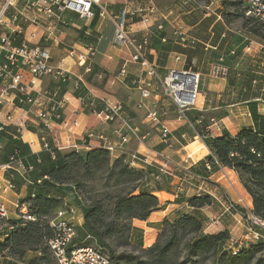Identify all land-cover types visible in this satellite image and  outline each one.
Segmentation results:
<instances>
[{
    "label": "crops",
    "instance_id": "0c3cea01",
    "mask_svg": "<svg viewBox=\"0 0 264 264\" xmlns=\"http://www.w3.org/2000/svg\"><path fill=\"white\" fill-rule=\"evenodd\" d=\"M108 8L113 14L121 13L125 9L127 29L131 31L132 36L138 41L148 37L149 45L146 52L149 60L153 61L160 73L164 74L167 69L177 67L193 69L201 74L198 105L187 111L186 121L177 122L175 106L160 94L158 84H154L151 100H157L163 106L162 117L171 128L170 139L165 142L159 129L146 120L147 109L137 105L140 92L135 87L133 79L143 76V71L140 64L130 60L132 48L114 41L116 30L113 22L100 15H95L92 19H82L69 11L63 14L66 24L60 35L61 44L51 48V62L75 76L82 75L85 73V68L80 65L77 57L80 54H88L89 47L93 46L96 51L90 54L88 59L95 71L96 84H87L88 91L92 97L100 100L105 97L121 100L126 115L115 123L98 121L93 112L94 105L90 109H85L83 102L74 95L75 83L71 82L66 86L63 96L61 94L59 96L64 99L63 121L54 125L49 132L50 138L58 137L63 143L77 142L88 129H94L98 132L103 131L118 148L120 140L114 134L115 129L123 127L127 132L130 127L139 126L141 133L148 134V137L141 141L139 136L132 134L131 141L122 145L123 149H118L114 154L115 157L125 153L129 159H132L133 155L139 154L147 159L145 164L159 162L163 165L164 162L156 156L159 152L168 159L170 156L176 158L180 156L181 161L188 162L186 169L194 165L200 168V162L210 153V149H207L201 138L200 133L204 129L209 127L213 134L221 135L223 129L237 134L243 127L253 126L251 109L253 103L257 104L258 113L264 116V39L250 36L241 28L234 30L231 27V19H227L228 10L218 4V0H208L207 3H203L202 0H108ZM147 15H151L150 23L144 22ZM161 23L163 28L159 29ZM26 28L29 36L32 27ZM185 36L195 42H184L182 38ZM245 37H250L255 42L250 51L241 41ZM70 50H74L76 55H69ZM176 56H180L181 60H177ZM221 61L229 69L228 76L212 73L213 66ZM125 63L127 76L123 77L120 75V70ZM57 86V79L46 77L40 80L37 88L51 92L55 91ZM49 105L48 100L47 106ZM12 108L17 119L27 123L28 136L38 142L34 145L33 151H41L39 137L46 133L43 124L39 123L33 113H27L26 106H21L18 101ZM212 119L218 121L221 130L212 127ZM65 122L68 123V127ZM16 126L11 124L7 131L0 133V141L4 145L11 138ZM91 144L99 146L96 141H92ZM28 147L30 149L29 145ZM135 166L141 167L142 164L137 162ZM216 174L209 175L208 181L198 176H191L190 179L195 180L197 184H205ZM5 175L7 176L0 169V177H6ZM235 175L237 177L236 173ZM196 183L193 185L191 196L200 193L196 189L199 188ZM240 188L246 193L242 184ZM28 194V185L22 183L15 190L0 196V201L5 203L10 211L9 220L17 218L14 213L17 197L26 198ZM247 195L250 197L248 193ZM249 202L252 208L251 197ZM210 208L216 211L214 206L207 207ZM204 211L209 218L206 233H217L228 229L232 236V224L221 223L222 226L219 227L217 223L220 222L214 221V213H208L206 208ZM78 213V217L81 218L82 211L79 210ZM83 221L84 219H80V224H83ZM135 221L145 222L134 220V234L140 230V223ZM5 230L10 231L9 226ZM232 239L235 240L233 236ZM35 255L39 253L30 252L23 261L0 256V264H29L30 258Z\"/></svg>",
    "mask_w": 264,
    "mask_h": 264
},
{
    "label": "trees",
    "instance_id": "16d2710c",
    "mask_svg": "<svg viewBox=\"0 0 264 264\" xmlns=\"http://www.w3.org/2000/svg\"><path fill=\"white\" fill-rule=\"evenodd\" d=\"M222 1L225 9L232 7L240 12L239 17L242 15L246 19L250 36L264 39V25L246 16L241 1ZM241 41L243 46L247 44L243 38ZM85 76L88 84H96L93 68ZM68 84V81L58 82L61 96ZM73 92L76 97L83 99L85 109L94 105V109L102 110L103 100L92 97L86 86L82 85ZM251 109L253 126L243 127L237 134L223 129L221 135L212 136L208 134L207 128L204 129L200 134L210 153L200 162V168L194 165L186 169L185 174L189 178L198 176L208 181L209 175L224 168L232 169L251 197L250 212L264 220V116L258 113L256 103L251 105ZM50 146L51 150L43 149L35 154L21 139L13 138L12 135L5 144L0 162H7L8 157L17 150L26 163L34 164L35 169L25 177L15 175L14 182L17 187L25 183V178L33 182L28 184L29 194L23 200L29 203V211L35 215V220H8L14 229L0 233V256L23 261L27 254L33 252L39 255L31 257L29 264H56L47 244V240L54 235L52 219L67 197L80 195L84 202L76 196L73 198L84 215L79 233L82 230L85 235H91L110 247L109 240H114L119 248L124 249L119 253L111 248L110 264H264V241L235 246L231 245L228 229L211 234L205 232L209 218L204 208L217 202L212 194H195L186 199L187 209L176 210L172 216L164 218L161 232L151 247L140 248L141 252L136 254L129 252L127 248L135 247L131 241L134 232L132 222L150 218L161 205L158 193L171 186L176 174L167 168L163 171L164 164L159 162H141V167L132 165L127 154L115 157L104 146H92L85 151L60 150L52 142ZM159 160L164 162L161 158ZM78 170L87 180L106 174L105 186L112 187L114 192L107 190L102 197H95L87 204L83 189L87 184L77 178ZM45 175L48 177L43 178ZM40 178H43L41 185L36 183ZM242 212L247 216V210L242 209Z\"/></svg>",
    "mask_w": 264,
    "mask_h": 264
},
{
    "label": "built area",
    "instance_id": "2783aa9c",
    "mask_svg": "<svg viewBox=\"0 0 264 264\" xmlns=\"http://www.w3.org/2000/svg\"><path fill=\"white\" fill-rule=\"evenodd\" d=\"M242 9L247 17H252L264 25V0H240ZM73 12L80 18L92 19L95 15H100L110 19L115 27V42L129 45L132 48L130 60L141 65L143 76L133 79V83L140 92V98L137 105L140 108L147 109L146 120L156 126L165 142L170 139L171 128L166 120L163 119V106L159 101L151 100L154 84H158L160 94L168 98L171 104L175 106L176 121H186V113L189 109L195 108L198 104V98L201 92V74L193 69L169 68L162 74L158 71L153 61L149 60L146 49L149 45L148 37L138 41L132 36L131 31L127 29V15L124 9L121 13L113 14L108 8V0H0V132L7 131L11 124H16L15 131L11 134L13 138L21 139L30 146L31 152L39 154L43 149L51 150L52 142L55 148L60 150H82L92 147V141L98 142L99 146H104L114 155L118 149H123L122 145L131 141V135L134 134L144 141L148 134H142L139 126H132L126 132L123 127L114 131L115 136L119 137L120 146L115 147L113 140L103 131L98 132L94 129H88L83 134L80 141L72 143H63L58 137H49V132L57 122L63 121L62 110L64 105L63 97L60 95V86L55 91L45 89L38 90L37 85L40 80L50 77L60 81L74 82V90L82 85L87 87L86 74L92 71V63L88 57L94 54L96 49L89 47L88 54L78 55L80 65L85 68L82 75H73L61 66L54 65L51 62V48L61 44L60 35L66 20L63 16L65 12ZM153 10L151 9V12ZM144 22H151V15H147ZM32 27L30 35L27 36L26 27ZM158 28H163L162 23ZM184 42L193 39L182 38ZM247 43L245 48L250 51L254 40L245 37ZM69 55H76L74 50H70ZM176 56L177 60H181ZM229 69L222 61L213 66L212 73L218 76H228ZM120 75L127 76L126 63L120 70ZM78 98V97H77ZM82 102L83 99L79 98ZM50 105L47 106V101ZM102 110L93 109L98 121L105 123H115L118 119L124 118L126 109L123 102L119 99L105 97ZM18 101L23 107L26 106L27 113H33L39 123L43 124L46 133L40 138L41 151H33V147L38 143L35 139L27 136L28 125L23 120H18L13 108ZM213 126L221 130L218 121L212 119ZM68 127V123L65 122ZM77 124V122H75ZM71 128V127H70ZM208 134L214 136L211 128H207ZM202 140L204 137L201 136ZM5 145L0 141V158L3 155ZM54 155V153H53ZM156 156L162 160L169 161L168 157L157 152ZM190 158V156H189ZM131 164L137 162L146 163L147 159L139 154L133 155ZM0 169L7 174L6 177H0V196L7 194L17 188L14 182L15 175L25 177L29 171L34 170V164L25 161V159L15 150L7 162H0ZM162 170H166L164 164ZM45 175L43 178H47ZM43 178L36 180V183L43 184ZM25 184L33 182L27 178ZM34 196V194H32ZM76 196V195H74ZM66 198L63 205L55 211V217L51 222L54 228V235L47 240L56 264H110L108 252L98 244L76 243L78 237L80 219L78 211L80 207L73 202V198ZM78 200L83 201V197L76 196ZM14 213L17 220L28 222L35 220V215L29 211V203L18 196L14 203ZM226 209L239 214L242 209H238L236 204L229 202ZM248 209L245 216L253 223L255 231L250 229L252 238L255 242L262 241L264 234L256 230L257 227L264 229V220L255 217ZM0 218L9 220L10 211L5 203L0 201ZM10 230L14 229L9 225ZM87 239L93 238L91 235Z\"/></svg>",
    "mask_w": 264,
    "mask_h": 264
},
{
    "label": "rangeland",
    "instance_id": "374dc122",
    "mask_svg": "<svg viewBox=\"0 0 264 264\" xmlns=\"http://www.w3.org/2000/svg\"><path fill=\"white\" fill-rule=\"evenodd\" d=\"M207 1L208 0H202L203 3L205 2L207 3ZM231 1H235V0H231ZM218 4H221L223 6V1L218 0ZM227 10L229 13V18L232 21L231 27L234 30L241 28L247 31L248 29H250L249 23L246 22V19L243 18L242 15L239 17L240 12H236L232 7L228 8ZM262 32L264 33V27L262 28ZM28 135L29 133L27 132L25 136L26 139ZM164 164L166 165V168L169 170V172L176 174V177L174 178L175 182L172 183L170 187L164 189V191L158 193L161 199V205L160 207L154 210V213L150 216V218L147 221L145 222L135 221L140 223L139 225L140 230L135 234L133 232L131 236V241L135 244V247L127 248L129 252H133L134 254L140 253L141 252L140 248L151 247V245L156 242V239L159 233L161 232L164 218L168 215L172 216V214H174L176 209L177 210L187 209L186 199L192 197L190 194L192 192V188L194 189L193 185L196 182L195 180L190 179L185 174L187 171L186 166L188 165V162L181 161L180 156L177 158L170 156L169 161L164 160ZM76 175L78 176L77 178L82 179L87 184L85 188L83 187L87 204H89V202H91L95 197H102L104 192H106L107 190L109 192H114L112 187L109 188L105 186L106 174H102V175L100 174L96 176L94 179H90V180L89 178L87 180V178L83 176L81 170H78L76 172ZM211 179H212L211 181H209L208 183L206 182L205 184L196 183V186L199 187L196 188L200 192L199 194H212L217 201L213 205L216 211H213L214 209L212 208L210 209L206 208V211L208 213L211 212L214 213L213 214L215 215L214 221L220 222L217 223L219 227H221L223 223L233 225L232 236L233 238H235V240L232 239L231 236L232 239L231 245L246 246V245H250L251 243H256L254 238H252V234L250 232V229L252 231H255V229L252 226L253 223H251V221L247 219L241 212L239 214H236L226 209V206L227 204H229V202H233L234 204H236L238 209L240 208L244 210L252 209L251 203L249 202L250 197L240 188L241 184L238 178L236 177L235 173L229 170V168H224L216 175H214ZM67 198L70 200L72 199L70 197ZM7 222L8 221L0 218V233L4 232L6 227L10 225ZM134 224L135 223L133 221L132 226H134ZM256 230L261 232L262 235L264 234V229L261 228L260 230V228L257 227ZM240 234H242L241 237H239ZM86 236L87 235H85L84 232H82L81 230L76 241L77 242L83 241L87 244H95V245L98 244V246L102 247L104 251L108 252L109 255L112 254V249H115L116 252L119 253L120 251L124 250L122 247L119 248L114 240H109V243L111 245L110 247L108 244L103 245L94 238L87 239ZM262 241H264V239ZM54 261L56 263L55 259Z\"/></svg>",
    "mask_w": 264,
    "mask_h": 264
},
{
    "label": "bare ground",
    "instance_id": "6f19581e",
    "mask_svg": "<svg viewBox=\"0 0 264 264\" xmlns=\"http://www.w3.org/2000/svg\"><path fill=\"white\" fill-rule=\"evenodd\" d=\"M201 144V143H200Z\"/></svg>",
    "mask_w": 264,
    "mask_h": 264
}]
</instances>
